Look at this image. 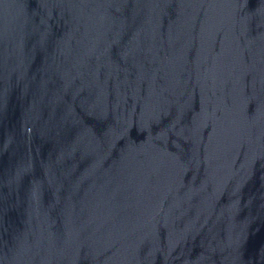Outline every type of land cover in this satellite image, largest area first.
<instances>
[{"label": "water", "instance_id": "water-1", "mask_svg": "<svg viewBox=\"0 0 264 264\" xmlns=\"http://www.w3.org/2000/svg\"><path fill=\"white\" fill-rule=\"evenodd\" d=\"M0 264H264V0H0Z\"/></svg>", "mask_w": 264, "mask_h": 264}]
</instances>
